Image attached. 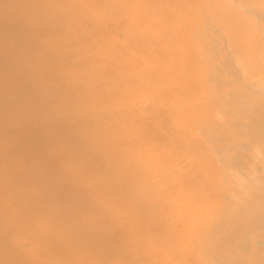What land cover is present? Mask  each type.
I'll list each match as a JSON object with an SVG mask.
<instances>
[{
    "label": "bare ground",
    "instance_id": "bare-ground-1",
    "mask_svg": "<svg viewBox=\"0 0 264 264\" xmlns=\"http://www.w3.org/2000/svg\"><path fill=\"white\" fill-rule=\"evenodd\" d=\"M0 264H264V0H0Z\"/></svg>",
    "mask_w": 264,
    "mask_h": 264
}]
</instances>
